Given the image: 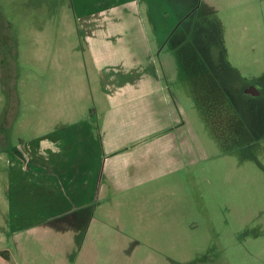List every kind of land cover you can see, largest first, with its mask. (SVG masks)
<instances>
[{"label":"rangeland","instance_id":"1","mask_svg":"<svg viewBox=\"0 0 264 264\" xmlns=\"http://www.w3.org/2000/svg\"><path fill=\"white\" fill-rule=\"evenodd\" d=\"M144 1L107 22L0 0V211L6 149L64 111L98 125L106 160L82 226L93 257L63 263L264 264V0Z\"/></svg>","mask_w":264,"mask_h":264},{"label":"crops","instance_id":"2","mask_svg":"<svg viewBox=\"0 0 264 264\" xmlns=\"http://www.w3.org/2000/svg\"><path fill=\"white\" fill-rule=\"evenodd\" d=\"M141 4L142 0H69L74 19L102 18L107 22H113L114 18L126 19L127 10L139 15ZM189 7L193 9L199 5L194 0ZM170 8H173L172 4ZM164 9L162 13L166 15L169 11ZM249 89L254 90V94L258 92L253 86ZM57 116L59 119L46 129L34 131L27 139H19L6 149L2 197L5 209L0 211L5 212L6 226L0 220V264H31L29 260L31 262L34 256L25 244L30 238L43 254L55 258V264H65L61 252L69 247L71 257L77 250L73 256L77 261L87 253L89 259L93 257L82 226L93 214V205L102 188L100 176L106 160V157L103 159L105 146L101 144L98 125L88 118L69 121L64 118V111H59ZM62 218H72V223L69 219L62 227ZM54 220L60 222V229L67 228L64 234L59 228H55L56 234L53 233L50 224ZM93 220L92 216L89 224ZM67 235L65 249L60 248L59 243ZM49 238L53 239L52 245Z\"/></svg>","mask_w":264,"mask_h":264},{"label":"flooded vegetation","instance_id":"3","mask_svg":"<svg viewBox=\"0 0 264 264\" xmlns=\"http://www.w3.org/2000/svg\"><path fill=\"white\" fill-rule=\"evenodd\" d=\"M191 1V0H190ZM183 1V4H184V6H186V7H184V9H182V10H184L185 11V9H188L189 10V8H187L188 7V5H190L193 1ZM189 3V4H188ZM194 9V8H193ZM192 8H190V10L188 11V13H190V12H192V10H193ZM181 9L179 10L178 9V11H177V13H176V15H175V17H177L178 18V20L175 22V24H177V22H180V21H182L184 18H185V16H181L182 14H181ZM180 14V15H179ZM249 92H251L252 94H254V90H252V89H249ZM90 217V218H89ZM89 217H87V221L86 222H89L90 221V219L92 218V215L91 216H89ZM69 219H71L70 221H69ZM63 220V219H62ZM63 221H69L70 223H72L71 221H72V218H65ZM60 222H58V224H59ZM83 228V227H82ZM84 233V232H83Z\"/></svg>","mask_w":264,"mask_h":264}]
</instances>
